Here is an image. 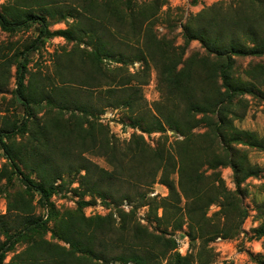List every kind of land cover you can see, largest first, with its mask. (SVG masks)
<instances>
[{"label": "rangeland", "instance_id": "374dc122", "mask_svg": "<svg viewBox=\"0 0 264 264\" xmlns=\"http://www.w3.org/2000/svg\"><path fill=\"white\" fill-rule=\"evenodd\" d=\"M15 1L0 0V10L4 12L17 10L25 16L29 10L32 15L45 16L52 32L50 36L38 41L37 46L28 53L24 70V89L28 88L52 97L58 105L73 110V115L58 107L51 108L46 97L41 100L37 97L36 101L31 102L34 117L29 128L12 135L6 142L17 154L19 150L21 152L34 150L35 143L32 137L43 128L48 113H51V116L58 113L62 118L70 117L75 128L79 129L84 119L80 112L74 111V103L80 102L101 112L98 121L106 126L110 143L115 144L120 152L118 157L116 156L117 161L112 164L110 159L99 154L97 150L85 151V146L80 145L81 139L76 137L59 139L60 146L72 147V153L69 154L72 158L67 160L65 165H69L73 160L77 165L78 160L83 158L112 173V176L104 179L97 175L98 171L94 176L98 183L96 191H102L105 196L97 193L84 194L80 175L75 172L65 173L55 182L57 188L52 190L45 205L41 207L38 204L40 194L34 193L31 196L17 175L13 176L11 182L2 180L0 216H5L8 221L9 232L17 230V211L9 208V202L16 197L30 198L32 206H35L34 214L44 216L43 227L28 231L23 239L17 241L14 247L7 251L4 262L11 264L13 256L35 239L42 238L50 243L66 245L57 238L56 230L60 218L68 211H77L86 217L112 215L115 225L119 226L121 218L134 210L129 225L136 227L141 241L149 246H155V250L153 249L155 253L162 242L157 236H161L174 239L176 248L170 254L179 252L192 264H264V236L258 234V228L264 220V150L242 143H232L240 151L246 150V157L239 153L246 158L245 165L258 170L256 176L249 177L242 183L241 194L234 181L231 167L224 165L218 167L221 178L230 191L229 194H232L230 197L234 203H240L238 208H244L247 214L244 219L237 218L235 209L230 210L228 207L229 213L225 220L219 212L222 202L217 200L208 206L205 205L204 212L207 218H214L216 212L217 215L216 220H213L216 222L215 227L212 228V221L206 227L204 241L198 237L202 225L197 223L195 218L190 220L186 211V204L190 202L186 196L179 188L177 190L181 192V200L170 196V189L162 182L161 174L152 182V175L149 173L154 163L150 156L154 155V151L162 150L166 155L167 151L164 148H169L176 155L178 145L184 141L188 143L186 136L169 128L165 131L154 130L152 133H145L138 125H134L136 120L142 122L144 126L149 125L152 114H159L156 112L158 108L173 118L171 120L181 118L190 100H204L211 94L213 83L208 71L213 67L212 61L215 60V56L207 52L199 39L189 38L188 28H192L194 32L203 28L212 35L219 30L225 41L233 34L236 37L240 36V40L249 45L251 43L245 39L243 31L247 25H252L256 31H260L259 27L263 23L258 13L261 12L259 7L264 0H55L56 2L45 0L49 2L45 6H36L33 0H19L17 3ZM90 3L93 5H89ZM103 7L108 9L117 7L116 14L120 17L133 13L140 23L133 29L132 17L129 18L128 24H122L110 13L103 14L101 11ZM96 12L101 14V18L93 21ZM11 14L7 15L10 17ZM235 19L239 20L240 25ZM245 24L247 25L244 26ZM39 29L37 23L13 31H6L0 26V128L20 121L24 114L23 105L14 94L17 87V67L22 53L37 39ZM104 47L111 52L109 57L100 62V67L107 78L98 72L91 62L92 54L98 53L99 49ZM148 52L157 59L163 58L168 61L174 58V62H181L180 67L192 60L196 77L193 81V90L187 92V97L163 95L158 85L157 68ZM205 61H208L205 68L207 72H202L201 67ZM254 66L255 75L247 76L246 70ZM263 66L264 54L235 58L231 73L241 82L250 85L253 91L239 92L231 105L234 113L229 112L228 116L237 128L250 130L264 140ZM122 74L125 76L130 74L128 76L130 85L135 86L136 100L133 108L120 103H110L115 98L119 99L120 93L110 94L107 89L111 87L116 89L118 84L116 81ZM197 86L201 87L200 91ZM26 92L28 93V90ZM109 110H112L111 114L105 117L106 111ZM201 116L195 115L191 119L193 121ZM202 124L192 130L193 135H189L192 136L190 145L204 144L207 141L203 136L207 129ZM98 126L99 123L96 124V127ZM134 134L143 136L147 150L143 152L142 157L137 156L133 161H128L127 157L132 154L128 151V142ZM98 136L102 137L100 133ZM51 140L54 141V138ZM89 140L87 139V143ZM38 142L41 144V139L38 138ZM42 145L37 148L41 154L46 155L47 147ZM222 147L224 146L220 144L215 148L216 153L221 156L225 154L221 150ZM80 150L83 151L82 156L79 155ZM208 153L211 154L212 151ZM215 155L212 154V157ZM53 156L57 164L64 161V157L59 154ZM121 157L122 166L119 161ZM139 159L143 162L135 163ZM4 165H8V159L0 147V170ZM201 170L206 175L212 174V169L207 163L203 164ZM82 173L85 171L82 170ZM172 177L177 182V173ZM214 183L216 182L210 177L201 184L212 186ZM165 197H169L167 207L164 206ZM191 202L197 204L198 201ZM201 202L203 205L207 203L204 199ZM156 206L155 213L152 209ZM226 221L229 224L233 222L236 224L233 226L234 231L225 230ZM217 228L220 233L215 235L213 231ZM119 234L116 235V240L121 236L126 240L134 237V232L128 230H123ZM0 238L1 241H5L6 235L2 233ZM105 245L109 256L121 253L122 246L119 243L113 244V237ZM201 247L205 248H202L205 252L203 262L199 259ZM170 254H167L160 264H168L172 256ZM96 264H102V260ZM108 264L121 263L110 260Z\"/></svg>", "mask_w": 264, "mask_h": 264}, {"label": "trees", "instance_id": "16d2710c", "mask_svg": "<svg viewBox=\"0 0 264 264\" xmlns=\"http://www.w3.org/2000/svg\"><path fill=\"white\" fill-rule=\"evenodd\" d=\"M19 0H16L17 3ZM36 6H45L49 2L45 0H33ZM53 0L52 2H54ZM88 1V0H86ZM56 2V1H55ZM89 5H93L90 3ZM261 5V4H260ZM15 10V7H13ZM117 7H110L101 9L103 14L110 13L111 16H115L122 24L127 23L130 17L132 28L135 29V25L140 23L133 13L123 16H117ZM263 25L259 27V30H255L252 25H247V28L243 31V36L251 44L242 42L240 36L236 37L231 35L228 41H225L224 35L218 30L214 35L209 33L206 29H197L194 32L192 28H188V36L191 39H199L202 45L206 48L207 52L215 56V60L212 61L213 67L208 71L209 77L212 78L213 86H211V94L204 100H190L187 104L184 112H182L181 118H170L165 114L162 109L158 108L156 111L159 114H152L149 118V125L144 126L142 122L136 120L134 125H138L145 133H152L154 130L165 131L167 128L178 131L186 136L187 142H182L178 145L176 155L164 148L167 154L164 155L162 150L154 151V155L150 156V160L153 162L149 173L152 175V182L155 181L158 174H161L162 182L166 184L170 189V196L177 197L181 200V192L190 201L186 204V211L191 219H196L197 223H200L199 238L204 240L206 227L209 222L212 221V228L215 227L217 212L214 218H207L204 212V206L210 205L212 202L219 200L221 203L220 214L226 217L228 216L227 208L231 210L234 208V212L237 218L244 219L246 216V210L238 208L240 203H234V200L230 197V191L224 184L221 178V172L218 167L230 166L234 173V181L236 182L238 190L242 194L241 185L249 177L256 176L258 170L252 166L245 165L246 150L240 151L235 148L232 143H242L245 145H251L258 149L264 150V140L257 137L256 133L250 130H244L237 128L229 119L228 113L232 112L231 105L234 102V98L239 92H252L253 88L241 82L237 79L231 70L235 64L236 57H252L261 56L264 54V1L261 7H259ZM108 10V11H107ZM10 17L7 14H10ZM18 19H16V14ZM15 10L14 12H4L0 10V26L6 31H13L24 26L37 23L39 25V34L33 44L22 53L21 61L17 67V87L14 90V94L19 102L23 105V116L18 122L8 124L0 128V147L4 150L8 159V165H4L0 170V183L6 179L11 182L14 175H17L20 180L25 184L26 191L31 193H39V206L43 207L46 200L49 198L52 190L57 188L55 182L61 179L65 173H74L80 175L81 183L84 187V194H95L105 196L102 191L97 192L98 183L97 179L94 180L96 171L97 175L104 179L112 176V173L107 169L99 167L94 162L80 158L78 164L75 165L74 160L65 165V162L72 157L69 156L71 148L69 146H60L62 139H69V137H76L80 140V145L85 146L84 150H97L99 154L104 155L109 161L114 164L118 157V148L115 144H111L108 137V129L101 124L98 119L101 115L100 111L83 103H74V111L80 112L83 116V125L79 129H76L74 123L70 120V117L62 118L58 113H48L47 120L43 125V128L37 132L36 136L32 137L35 143V149L32 151L21 152L18 154L13 152L11 146L6 142L12 135L17 132H24L29 128L30 121L34 117L31 111V102L37 100V97L41 100L46 97L48 105L52 107H58L60 110H66L71 112L70 108L58 105L56 101L47 95L39 94L31 89L23 87L24 85V70L26 69L28 53L37 46L38 41H42L45 37L51 35V30L48 27L45 16L32 15L29 10L24 13ZM97 13V14H96ZM96 18H92L93 21H97L101 18V14L96 12ZM255 12H253L254 14ZM19 15V16H18ZM239 24V20L235 19ZM241 23V22H240ZM240 25V24H239ZM64 33V32H63ZM66 33V32H65ZM235 36V37H234ZM110 50L107 48H100L98 53H93L91 62L95 66L98 72L107 78V75L100 67V62L104 58L109 57ZM151 60L154 62L157 68L158 85L165 97L173 96L187 97V92L193 90L194 77V64L191 61H187L184 66L180 67L179 62H174V58H170L168 61L163 58H155L150 52ZM157 59V60H155ZM210 59V58H209ZM208 66V61L203 62L202 72H207L205 69ZM252 65H250L251 67ZM254 66L252 69L246 70V74L249 77H253L255 74ZM264 68V66L262 67ZM130 74L125 76L122 74L119 80L116 81L117 90L114 87L107 89V92L113 94V92L120 93L118 98H115L110 103L124 104L130 108H133L135 103V86L130 85ZM264 80V71H262ZM82 81V80H81ZM108 81V80H107ZM86 82V81H84ZM199 85V84H196ZM195 85V86H196ZM199 91L200 86H197ZM28 90V93L26 92ZM196 90V88H195ZM40 95V96H38ZM112 105V104H110ZM49 110V109H48ZM234 113V112H232ZM202 115L200 118H196L192 121L191 117ZM179 116V115H178ZM99 126L96 127V124ZM202 124L207 132L203 134L207 141L204 144H189V141L193 135L192 130ZM84 124L86 126H84ZM98 133L102 135L99 138ZM38 138L41 139V144L38 142ZM54 138V141L51 139ZM61 139V140H62ZM87 139H90L87 143ZM212 142V143H211ZM210 143V144H209ZM47 147L48 153L43 155L39 152L40 145ZM222 144L221 148L225 152L223 156L216 153L215 148ZM42 145V146H43ZM38 147V148H37ZM61 147V148H60ZM146 142L141 134H134L132 139L128 142V151L131 156L127 157L128 161H133L137 156L143 155L146 149ZM98 148V149H96ZM164 151V152H165ZM208 151H212L211 154ZM83 153L80 150L79 155ZM238 153V154H237ZM241 155H240V154ZM54 154H59L64 157V161L61 164H57L54 158ZM212 154H216L212 157ZM123 157L119 158V161ZM82 160H84L82 162ZM143 160H137L135 163ZM121 163V161H120ZM207 163L212 169L211 175L204 174L201 170L203 164ZM118 165V164H116ZM122 166V163H121ZM82 170L85 173H82ZM177 173L178 180L174 181L172 175ZM35 176V177H34ZM212 177L214 183L212 186H205L201 183L205 179ZM62 184L59 185L61 187ZM177 188L180 189L177 190ZM178 194V196H177ZM202 197V198H201ZM204 197H207L205 199ZM206 200V204H201V200ZM198 201L197 204H193L191 201ZM169 197L164 198V206L167 207ZM261 207V206H260ZM9 208L17 211L18 223L16 225L17 230L15 232H9L8 221L5 216H0V236L2 233L6 235V240L1 241L0 238V264H6L4 262L5 255L8 250L14 247L17 241H20L26 236V233L33 229L42 228L44 225L42 215L36 216L34 214L35 206H32L30 198L25 196L16 197L9 202ZM157 212V206L152 209ZM132 212H128L121 218L119 226L115 225L112 215L109 216H95L86 217L83 213H77V211H68L64 214L59 221L58 228L56 230V236L58 239L65 242L66 245L59 243H50L42 238L32 240L30 244L21 252L15 254L11 261V264H108V262L114 261L121 264H160L162 259L170 254L172 250L176 248L174 239L157 236L162 240L159 249L156 253L154 245H147L138 235V230L135 226H130L132 221ZM199 218V220H197ZM208 221V222H207ZM234 222L229 224L226 221V229L234 231ZM229 227V228H228ZM211 228V229H212ZM123 230L134 232V237L126 240L123 236L117 238L116 235ZM213 230V229H212ZM238 230V226H237ZM205 231V232H204ZM220 230L217 228L213 231V234L217 235ZM258 234L264 236V220L258 228ZM120 235V234H119ZM110 236V238H109ZM113 244L119 243L121 245V253L108 255V249L105 243L112 239ZM205 241V240H204ZM204 247H201L199 252V259L203 262L205 252ZM171 259L168 260V264H192L185 256L180 255L179 252L170 254Z\"/></svg>", "mask_w": 264, "mask_h": 264}, {"label": "built area", "instance_id": "2783aa9c", "mask_svg": "<svg viewBox=\"0 0 264 264\" xmlns=\"http://www.w3.org/2000/svg\"><path fill=\"white\" fill-rule=\"evenodd\" d=\"M111 112H112V110L106 111L105 117H107L108 114H111Z\"/></svg>", "mask_w": 264, "mask_h": 264}]
</instances>
